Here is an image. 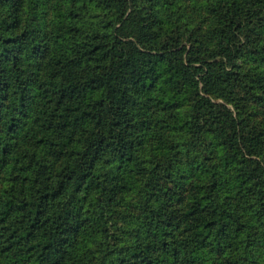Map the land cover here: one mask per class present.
Instances as JSON below:
<instances>
[{
    "label": "trees",
    "instance_id": "obj_1",
    "mask_svg": "<svg viewBox=\"0 0 264 264\" xmlns=\"http://www.w3.org/2000/svg\"><path fill=\"white\" fill-rule=\"evenodd\" d=\"M0 264H264V0H0Z\"/></svg>",
    "mask_w": 264,
    "mask_h": 264
},
{
    "label": "rangeland",
    "instance_id": "obj_2",
    "mask_svg": "<svg viewBox=\"0 0 264 264\" xmlns=\"http://www.w3.org/2000/svg\"><path fill=\"white\" fill-rule=\"evenodd\" d=\"M262 114V113H259V115Z\"/></svg>",
    "mask_w": 264,
    "mask_h": 264
}]
</instances>
